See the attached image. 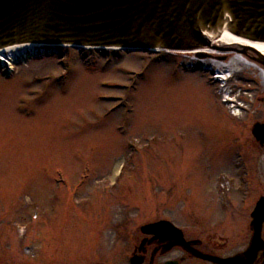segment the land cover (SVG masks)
<instances>
[{
  "label": "rangeland",
  "instance_id": "1",
  "mask_svg": "<svg viewBox=\"0 0 264 264\" xmlns=\"http://www.w3.org/2000/svg\"><path fill=\"white\" fill-rule=\"evenodd\" d=\"M42 49L0 61V264H97L130 223L264 194V152L234 141L264 119L256 70L220 84L226 54Z\"/></svg>",
  "mask_w": 264,
  "mask_h": 264
},
{
  "label": "water",
  "instance_id": "2",
  "mask_svg": "<svg viewBox=\"0 0 264 264\" xmlns=\"http://www.w3.org/2000/svg\"><path fill=\"white\" fill-rule=\"evenodd\" d=\"M229 33L264 43V0H0V49L32 44L44 48L156 50H221L213 42ZM217 43V41H216ZM256 61L264 55L252 47ZM201 59L202 53H196ZM252 135L264 143V124ZM259 234L264 221V196L251 214ZM172 226L158 221L142 228L160 233Z\"/></svg>",
  "mask_w": 264,
  "mask_h": 264
},
{
  "label": "flooded vegetation",
  "instance_id": "3",
  "mask_svg": "<svg viewBox=\"0 0 264 264\" xmlns=\"http://www.w3.org/2000/svg\"><path fill=\"white\" fill-rule=\"evenodd\" d=\"M240 51L256 62L257 55L252 50ZM262 104L264 98L260 99ZM260 123H264V119ZM252 125L239 140H233L240 142L237 146L242 150L262 153L264 143L252 136ZM235 143H232L233 147ZM231 195L224 192L216 198L218 209L222 211L219 220L198 216L185 217L186 222L178 218L143 220L115 230L113 250L97 264H264V222L259 234L251 225V213L263 194L257 198L246 192ZM159 220L170 221L173 228L166 227L157 234L142 230L147 224Z\"/></svg>",
  "mask_w": 264,
  "mask_h": 264
},
{
  "label": "bare ground",
  "instance_id": "4",
  "mask_svg": "<svg viewBox=\"0 0 264 264\" xmlns=\"http://www.w3.org/2000/svg\"><path fill=\"white\" fill-rule=\"evenodd\" d=\"M217 44L221 47H232L229 50H226L225 52H222L221 50H206V49H200V50H192L189 51L188 54H194V53H202L203 56H210L214 54H226L229 55V59L226 64H223L221 62H215L217 63L218 70L222 69V71H217L214 76V80H218V77L225 78L229 71L234 70V67L237 65H244L246 68H252L258 72L259 77L261 78L262 82L264 83V71L254 65L253 63H250L246 61L242 54L239 52L240 48L242 47H252L259 53L264 55V43L262 42H252L245 39L238 38L236 36H233L227 32L223 33L222 36L217 40ZM42 48V46L38 45H15V46H8L5 48L0 49V61L6 62L8 64H11V60L24 55H29L31 53H35L37 49ZM19 54V55H18ZM18 55V56H17ZM211 58H216L212 57ZM218 59V58H216ZM207 63H212V61H207ZM226 70H223V69ZM120 168V163H117L115 166L114 173H117Z\"/></svg>",
  "mask_w": 264,
  "mask_h": 264
}]
</instances>
